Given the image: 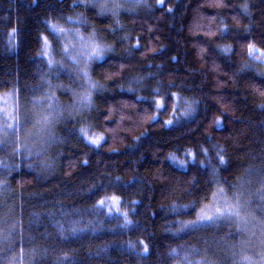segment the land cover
Masks as SVG:
<instances>
[{
    "label": "trees",
    "instance_id": "trees-1",
    "mask_svg": "<svg viewBox=\"0 0 264 264\" xmlns=\"http://www.w3.org/2000/svg\"><path fill=\"white\" fill-rule=\"evenodd\" d=\"M143 2L105 12L98 0H0V97L22 108L46 95L61 107L73 101L79 83L57 65L56 34L81 32L107 49L87 65L91 99L47 122L43 143L23 118L0 133V264L256 258L249 228L264 233V65L249 47L263 55L264 0ZM172 163L188 174L183 188ZM216 194L240 217L197 223ZM112 197L118 212L101 205Z\"/></svg>",
    "mask_w": 264,
    "mask_h": 264
},
{
    "label": "rangeland",
    "instance_id": "rangeland-1",
    "mask_svg": "<svg viewBox=\"0 0 264 264\" xmlns=\"http://www.w3.org/2000/svg\"><path fill=\"white\" fill-rule=\"evenodd\" d=\"M97 1V0H95ZM144 0H98L99 5L101 6V10L105 12H115L117 10H122L123 8H127L135 5H144ZM162 2V0H160ZM163 3V2H162ZM124 5V7H122ZM126 6V7H125ZM75 21H71V24H74ZM64 34L59 37L56 34L57 44L60 46L59 55L60 59H57V65L61 71L68 72L69 75H73L78 84V88L75 89L77 92L71 88L69 90L71 96L73 97L72 103L67 107H61L58 101L54 98V96L46 95L44 98L39 99V101H34L33 107L30 109L22 108L16 99H13L10 94L4 95L0 97V133L1 134H11L13 132L12 129H20L22 127V118L23 125H30L31 129L28 131L29 134H32V139L37 144L43 143L46 139L49 138L50 131L48 129V124L51 123V119L54 117H58L60 114L64 112H75L79 111L82 107L81 105L84 103H88L91 99V88L90 86V72L87 69V65H89L90 61L93 59L98 60L93 57V49L99 48L103 50V55L106 47L102 46L100 43H97L92 36L84 35L81 32H72L69 30H64ZM102 46V47H101ZM253 47V46H251ZM250 48V47H249ZM255 52L252 53L249 51L250 55L257 58L259 61L264 63L263 55L255 48ZM52 45L47 40L44 43V54L47 57H50L52 54L51 51ZM54 59L51 63H55ZM83 89H87L85 95L81 94ZM5 101L7 103L5 104ZM45 117L50 118L47 122H45ZM8 125H12L11 128L7 127ZM168 172L171 174L175 184L183 188L188 179V174L182 169L179 165L174 163L171 166H168ZM201 191L203 194L207 193V182L205 176H201ZM218 197L213 204L208 207H205L200 212V217L197 220V223L201 222H209L202 220V216H212L214 222L216 218L217 210L224 211L226 207L231 204L232 201L221 199L222 196ZM218 200V201H217ZM103 204H101L108 211H119L120 208V200L118 198L112 197L109 199L103 200ZM222 204L220 207L218 205ZM233 205H236L233 203ZM232 206V205H231ZM233 207V206H232ZM224 209V210H223ZM263 230H255L250 231L249 235L253 240L254 246L249 248V250L256 254V258H248L250 264H264V235Z\"/></svg>",
    "mask_w": 264,
    "mask_h": 264
},
{
    "label": "snow or ice",
    "instance_id": "snow-or-ice-1",
    "mask_svg": "<svg viewBox=\"0 0 264 264\" xmlns=\"http://www.w3.org/2000/svg\"><path fill=\"white\" fill-rule=\"evenodd\" d=\"M53 27H55V26H53ZM249 51L254 53L255 49L250 46ZM93 57L96 58V59H101L103 57V50L99 49L98 47L93 49ZM93 87H95V85H93ZM6 103H7V101H5V104ZM49 119L50 118L45 117V122H48ZM7 127L11 128L12 125H8ZM92 142L93 143H98L99 141L98 140H93ZM4 144H5V140L0 139V146H3ZM221 195H223V192H221ZM259 199L264 200V190H262V194L259 197ZM103 203L104 202L101 201V204H103ZM237 204H239L238 201H237ZM261 211L264 212V207L261 208ZM220 217H226V218H229V219H231L233 217L239 218L240 217L239 207L238 206L237 207L228 206V207L225 208L224 211H220L218 209L217 213H216V218L219 219ZM202 220H204V221H212L213 217L204 215V216H202ZM193 227H195V223H193ZM144 251L145 252L148 251L147 247H145Z\"/></svg>",
    "mask_w": 264,
    "mask_h": 264
},
{
    "label": "bare ground",
    "instance_id": "bare-ground-1",
    "mask_svg": "<svg viewBox=\"0 0 264 264\" xmlns=\"http://www.w3.org/2000/svg\"><path fill=\"white\" fill-rule=\"evenodd\" d=\"M263 57H264V52H263ZM263 65H264V63H263ZM169 166H171V164Z\"/></svg>",
    "mask_w": 264,
    "mask_h": 264
}]
</instances>
